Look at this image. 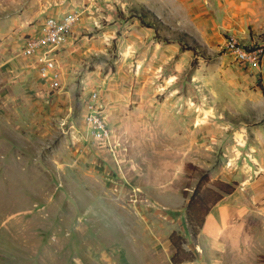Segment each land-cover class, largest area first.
Returning a JSON list of instances; mask_svg holds the SVG:
<instances>
[{"label": "rangeland", "instance_id": "1", "mask_svg": "<svg viewBox=\"0 0 264 264\" xmlns=\"http://www.w3.org/2000/svg\"><path fill=\"white\" fill-rule=\"evenodd\" d=\"M213 8L0 0V264H148L163 238L173 247V231L201 259L206 247L188 215L197 187L201 207L223 194L209 213L229 205L230 232L249 237L252 256L264 244V210L242 203L264 176V68L222 49L234 31ZM74 11L59 49L61 83L51 88L22 46L48 15ZM243 36L264 43V32ZM94 90L108 140L85 118ZM224 182L235 190L225 193Z\"/></svg>", "mask_w": 264, "mask_h": 264}, {"label": "crops", "instance_id": "2", "mask_svg": "<svg viewBox=\"0 0 264 264\" xmlns=\"http://www.w3.org/2000/svg\"><path fill=\"white\" fill-rule=\"evenodd\" d=\"M210 2L214 5L212 10L216 11L213 14L214 17H223L224 20L229 21V28L242 39H245L243 35L250 38L252 35L255 36V34L264 32V0H210ZM251 190L252 196L242 200L243 205L249 208L260 207L261 210H264V176L255 180V184L252 185ZM262 219L264 220L263 216ZM247 220L248 216L241 221L237 229L241 230L242 226L245 227ZM230 225L229 205L219 203L208 214L198 237L200 246L203 244L206 247V255L208 256L203 254V258L201 259L173 263L171 256L176 249L175 247H170L168 238H163L159 251L161 257L153 258L155 262L151 260V263L148 264H264V260L259 261V254H264V244H261L259 249L257 248V244H255V254L252 256L249 252L251 248L249 237L247 235L242 236L240 233H231ZM202 233H204L203 238H201ZM152 240V245L157 246L159 241L155 238ZM217 250L220 251L219 256L215 254ZM233 251H237L238 253L237 258L234 260L231 258V252Z\"/></svg>", "mask_w": 264, "mask_h": 264}, {"label": "built area", "instance_id": "3", "mask_svg": "<svg viewBox=\"0 0 264 264\" xmlns=\"http://www.w3.org/2000/svg\"><path fill=\"white\" fill-rule=\"evenodd\" d=\"M79 18L77 11L63 16L48 15L40 30L28 35L22 46L25 57L33 58L40 76L48 80L51 88H57L61 83V68L59 67V49L76 27ZM222 49L232 53L246 67L261 70L264 61V43L244 41L237 33L228 32L222 42ZM99 90H94L86 102L85 118L92 127L93 135L99 140H108L112 129L103 109Z\"/></svg>", "mask_w": 264, "mask_h": 264}, {"label": "trees", "instance_id": "4", "mask_svg": "<svg viewBox=\"0 0 264 264\" xmlns=\"http://www.w3.org/2000/svg\"><path fill=\"white\" fill-rule=\"evenodd\" d=\"M223 185L225 186H220V188L225 193L229 194L235 190L233 184H231L230 182H224ZM207 189L214 194L216 193V190L213 188L208 187ZM197 192H198V187L195 189L193 196L191 197V201L189 204V214H188L189 221L192 225V231L194 237H197V235L201 232L205 223L206 215L210 212L212 207L216 205L221 199H223V194H218L215 197L212 196V198L210 199L203 197L199 199V201L202 202V207H201L193 203V201L196 200ZM192 203H193V207H192ZM170 240L173 247L176 248L175 252L171 256V261L173 263H181L184 261L197 259V254L193 250L185 247L184 238L176 231H173V233H171Z\"/></svg>", "mask_w": 264, "mask_h": 264}]
</instances>
